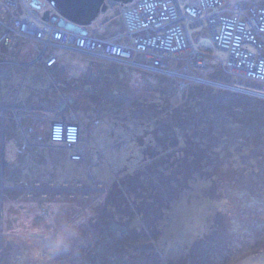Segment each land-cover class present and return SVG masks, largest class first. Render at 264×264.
<instances>
[{
  "label": "rangeland",
  "instance_id": "obj_1",
  "mask_svg": "<svg viewBox=\"0 0 264 264\" xmlns=\"http://www.w3.org/2000/svg\"><path fill=\"white\" fill-rule=\"evenodd\" d=\"M16 1H0V264H264V98L151 74L232 82L204 26L188 25L192 50L152 71L52 34L44 50L14 22L37 14L55 32L120 39L119 1L79 31L44 21L57 14L46 0ZM57 115L83 125L81 159L49 142ZM31 130L47 147L27 137V153L2 158L5 138L21 147Z\"/></svg>",
  "mask_w": 264,
  "mask_h": 264
},
{
  "label": "built area",
  "instance_id": "obj_2",
  "mask_svg": "<svg viewBox=\"0 0 264 264\" xmlns=\"http://www.w3.org/2000/svg\"><path fill=\"white\" fill-rule=\"evenodd\" d=\"M3 1L7 3L8 9L17 6L16 0ZM228 6L230 5L226 4V0H132L125 4L119 2L117 7L124 20L126 32L120 39L105 41L83 35L72 37L66 31L55 32L51 25L40 21L37 14H29L27 18L14 22L16 28L22 29V34L31 35L35 40L44 42V50L51 48L47 45L45 37L52 34L53 39L62 42L76 43V40H79V51H98L102 54L100 56L109 60L129 63L138 57L143 62L137 66L163 72H166V66L172 64L170 61L180 59V55L192 50L188 25L204 26L215 48L226 55L221 63L226 76L264 84V4L250 0L236 2L229 8ZM40 22L43 26L38 25ZM3 39L4 37L0 41ZM193 53L199 56L204 54L202 52L201 55L198 49L194 48ZM54 59L52 56L51 64L48 65H52ZM194 62H199L197 67L203 68L206 61L201 58ZM174 67L178 69L177 65ZM151 74L175 77L183 84L181 88L186 85L185 81L191 80L195 83L207 82L208 85L224 83L227 87L242 89L233 82L228 84L220 80H206L196 75L189 76L192 73ZM81 131L78 122L57 115L49 122L47 136L50 143L61 145L70 153V159L75 161L82 157L78 149Z\"/></svg>",
  "mask_w": 264,
  "mask_h": 264
},
{
  "label": "water",
  "instance_id": "obj_3",
  "mask_svg": "<svg viewBox=\"0 0 264 264\" xmlns=\"http://www.w3.org/2000/svg\"><path fill=\"white\" fill-rule=\"evenodd\" d=\"M102 1L103 0H52L48 3H50L57 14L49 17L50 11H45L43 20L56 23L57 18H59L60 21L57 24L58 26H62L71 31H79V28L76 26L78 25L76 22L83 23L90 10L96 5L101 4ZM102 8L104 9V6ZM236 90L242 93H248L264 98L263 93H255L238 88ZM3 155L4 154L2 153V158Z\"/></svg>",
  "mask_w": 264,
  "mask_h": 264
},
{
  "label": "crops",
  "instance_id": "obj_4",
  "mask_svg": "<svg viewBox=\"0 0 264 264\" xmlns=\"http://www.w3.org/2000/svg\"><path fill=\"white\" fill-rule=\"evenodd\" d=\"M110 36V35H109ZM52 117H50L49 118V120L51 119ZM66 118V117H65ZM67 120H69V118H66ZM71 120V119H70ZM30 122H32V121H30ZM77 122V121H76ZM49 123V122H48ZM78 123L80 124V126H81V128H82V131H83V133H84V129H83V125L81 124V122L80 121H78ZM33 126V125H32ZM32 126H31V128H32ZM31 131H33V130H31ZM24 134V133H23ZM33 134V135H32ZM47 135V134H46ZM23 139H22V145H21V147L19 146V144H18V142H17V140H16V138H15V136H14V138H15V140H14V138H5L4 139V145H3V143H2V145H3V150H2V152H3V154L5 153V149L6 150H8V154L10 155V157L12 158V154H16L17 152H18V149H20V148H22V152L25 154V153H27L26 152V150H24V149H26V148H28L29 146H30V142L28 141V139H27V137L29 138V139H32L33 140V143L35 144V146L36 147H38L39 148V150L41 149V148H43V147H47V141H46V137L44 136V135H42V134H40V133H37V131H33L32 133L31 132H27V133H25L24 135H22L21 136ZM83 142H85L86 143V139H83L82 140ZM41 146H43V147H41ZM41 147V148H40ZM29 151V150H28ZM19 153H20V151H19ZM30 153V152H29ZM68 162H69V158H68V160H67ZM71 162V161H70Z\"/></svg>",
  "mask_w": 264,
  "mask_h": 264
},
{
  "label": "trees",
  "instance_id": "obj_5",
  "mask_svg": "<svg viewBox=\"0 0 264 264\" xmlns=\"http://www.w3.org/2000/svg\"><path fill=\"white\" fill-rule=\"evenodd\" d=\"M115 1H119V2H130V1H132V0H127V1H125V0H115ZM101 6H102V2H101V4H98V5H96L95 7H93L91 10H90V12L87 14V16H86V18H85V20L83 21V23L84 24H88V23H90L91 21H93L97 16H98V13H99V11H100V8H101ZM231 81L234 83V82H236V81H234V80H232L231 79ZM235 84V83H234Z\"/></svg>",
  "mask_w": 264,
  "mask_h": 264
},
{
  "label": "bare ground",
  "instance_id": "obj_6",
  "mask_svg": "<svg viewBox=\"0 0 264 264\" xmlns=\"http://www.w3.org/2000/svg\"><path fill=\"white\" fill-rule=\"evenodd\" d=\"M57 22V21H56ZM56 24V23H55ZM107 39V38H106ZM191 81V80H190ZM200 83H204V84H208L207 82H201L200 81ZM218 87V86H217ZM235 91H237L235 88H233ZM252 92H254V91H252ZM240 93H242V92H240ZM255 93H257V92H255ZM259 93V92H258ZM81 151V153H82V150H80Z\"/></svg>",
  "mask_w": 264,
  "mask_h": 264
},
{
  "label": "flooded vegetation",
  "instance_id": "obj_7",
  "mask_svg": "<svg viewBox=\"0 0 264 264\" xmlns=\"http://www.w3.org/2000/svg\"><path fill=\"white\" fill-rule=\"evenodd\" d=\"M38 1H40V0H38ZM46 1H48V2H49V1H52V0H46Z\"/></svg>",
  "mask_w": 264,
  "mask_h": 264
},
{
  "label": "clouds",
  "instance_id": "obj_8",
  "mask_svg": "<svg viewBox=\"0 0 264 264\" xmlns=\"http://www.w3.org/2000/svg\"><path fill=\"white\" fill-rule=\"evenodd\" d=\"M250 91H251V90H250ZM260 93H261V92H260ZM263 94H264V93H263ZM52 118H53V117H52ZM52 118H51V119H52ZM51 119H50V120H51ZM50 120H49V122H50Z\"/></svg>",
  "mask_w": 264,
  "mask_h": 264
}]
</instances>
